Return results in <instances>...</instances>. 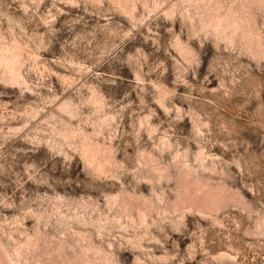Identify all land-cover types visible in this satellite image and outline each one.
<instances>
[{"label":"rangeland","instance_id":"1","mask_svg":"<svg viewBox=\"0 0 264 264\" xmlns=\"http://www.w3.org/2000/svg\"><path fill=\"white\" fill-rule=\"evenodd\" d=\"M0 264H264V0H0Z\"/></svg>","mask_w":264,"mask_h":264}]
</instances>
